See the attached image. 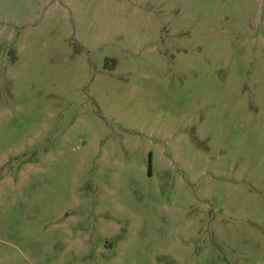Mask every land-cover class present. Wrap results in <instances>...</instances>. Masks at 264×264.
<instances>
[{
	"label": "rangeland",
	"instance_id": "374dc122",
	"mask_svg": "<svg viewBox=\"0 0 264 264\" xmlns=\"http://www.w3.org/2000/svg\"><path fill=\"white\" fill-rule=\"evenodd\" d=\"M0 264H264V0H0Z\"/></svg>",
	"mask_w": 264,
	"mask_h": 264
}]
</instances>
